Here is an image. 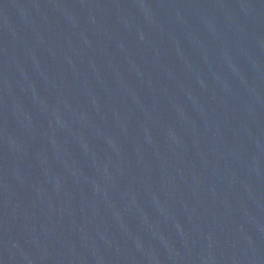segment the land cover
I'll list each match as a JSON object with an SVG mask.
<instances>
[{"label": "water", "instance_id": "water-1", "mask_svg": "<svg viewBox=\"0 0 264 264\" xmlns=\"http://www.w3.org/2000/svg\"><path fill=\"white\" fill-rule=\"evenodd\" d=\"M0 264H264V0H0Z\"/></svg>", "mask_w": 264, "mask_h": 264}]
</instances>
